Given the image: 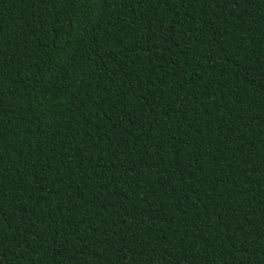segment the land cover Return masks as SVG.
Returning a JSON list of instances; mask_svg holds the SVG:
<instances>
[{
	"label": "trees",
	"instance_id": "obj_1",
	"mask_svg": "<svg viewBox=\"0 0 264 264\" xmlns=\"http://www.w3.org/2000/svg\"><path fill=\"white\" fill-rule=\"evenodd\" d=\"M0 264H264V0H0Z\"/></svg>",
	"mask_w": 264,
	"mask_h": 264
}]
</instances>
